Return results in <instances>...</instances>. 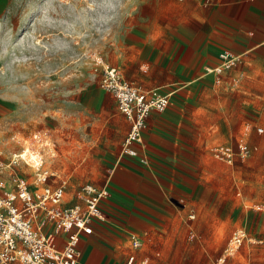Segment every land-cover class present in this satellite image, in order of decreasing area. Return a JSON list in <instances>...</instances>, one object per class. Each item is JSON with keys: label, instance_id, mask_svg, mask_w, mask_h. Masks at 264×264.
Here are the masks:
<instances>
[{"label": "rangeland", "instance_id": "374dc122", "mask_svg": "<svg viewBox=\"0 0 264 264\" xmlns=\"http://www.w3.org/2000/svg\"><path fill=\"white\" fill-rule=\"evenodd\" d=\"M167 1L0 0L3 181H23L34 188L40 185L37 175L45 172L52 186L64 183L68 205L79 201L82 184L110 188L118 181L120 170L126 169L121 143L129 123L100 87V77L103 68L111 66L144 90L160 85L153 81L159 76L147 62L151 48L138 41L137 29L142 31L143 22L147 27L158 2ZM188 86V105L221 106L224 114L216 112L211 118L230 126L206 132L201 128L203 114L193 113L201 134L200 148L194 145L196 170H207L208 179L202 181L223 187L219 201L235 210L220 212L228 216L214 222L219 223L215 236L214 228L197 232L204 239L192 240L190 258L161 263L253 264L255 253L264 257V58L239 60L214 84ZM213 91L224 93L217 97L210 94ZM26 149L25 157H15ZM197 153H206L208 162H199ZM122 179L136 181L129 174ZM206 201L215 202V194L210 192ZM238 228H244L246 237L235 248Z\"/></svg>", "mask_w": 264, "mask_h": 264}, {"label": "crops", "instance_id": "0c3cea01", "mask_svg": "<svg viewBox=\"0 0 264 264\" xmlns=\"http://www.w3.org/2000/svg\"><path fill=\"white\" fill-rule=\"evenodd\" d=\"M157 4L147 27L143 22L142 31L137 29V39L151 48L147 62L159 76L153 81L160 84L153 88H164L163 93L170 94L172 103L163 112L150 113L142 144L135 146L147 164L124 157L126 169L120 170L118 181L112 182L110 188L103 187L109 194L100 204L104 220H93L91 233L81 237L77 264H127L131 258V264H162L163 259L190 258L192 240L204 239L197 232L214 228L215 236L219 223L214 222L228 216L220 212L235 210L233 205L219 201L223 187H209L204 182L207 170H196L194 145L200 148L201 134L193 123V113L203 114L201 128L206 132L215 126L218 130L230 126H220L211 118L216 112L224 114L221 106L207 104L195 109L188 105V85L214 84L225 74L228 70L219 75L207 72L219 65L220 53H228L243 63L257 55L264 58V0H168ZM175 85L181 86L166 89ZM223 93L210 94L219 97ZM235 123L233 128L237 129ZM205 142L207 145V138ZM197 157L199 162L209 160L206 153H197ZM127 174L136 181L122 179ZM210 192L216 196L213 203L206 201ZM65 196L64 203L68 205ZM77 198L79 201L71 205L83 204L79 190ZM239 232L244 240V228H238ZM132 238L138 240L139 246L133 245ZM252 263H264V257L255 253Z\"/></svg>", "mask_w": 264, "mask_h": 264}, {"label": "built area", "instance_id": "2783aa9c", "mask_svg": "<svg viewBox=\"0 0 264 264\" xmlns=\"http://www.w3.org/2000/svg\"><path fill=\"white\" fill-rule=\"evenodd\" d=\"M219 58V65L208 73L219 75L236 63L228 53H220ZM100 87L113 97L117 110L129 123L121 155L147 164L135 146L142 144L150 113L163 112L170 94L159 93L157 88H136L111 66L103 68ZM36 182L40 185L29 188L23 181L10 185L0 177V264H77L81 237L91 233L93 220H104L100 204L108 191L85 183L79 189L83 204L66 205L64 183L52 186L46 182L45 172L37 175ZM243 238L242 232L237 233L235 246ZM132 240L135 247L139 246L136 238ZM131 262L132 258L127 264Z\"/></svg>", "mask_w": 264, "mask_h": 264}, {"label": "bare ground", "instance_id": "6f19581e", "mask_svg": "<svg viewBox=\"0 0 264 264\" xmlns=\"http://www.w3.org/2000/svg\"><path fill=\"white\" fill-rule=\"evenodd\" d=\"M28 151H29V150L26 149V150H24L23 153H20V154H18V155H15V157H16V156L25 157V156L27 155ZM30 156H31V158L35 159V156H34L33 154H30ZM35 161L37 162L36 159H35ZM36 165H39V162H37Z\"/></svg>", "mask_w": 264, "mask_h": 264}]
</instances>
